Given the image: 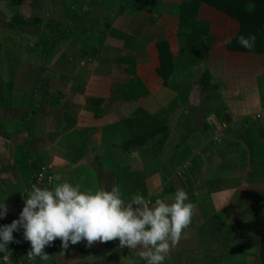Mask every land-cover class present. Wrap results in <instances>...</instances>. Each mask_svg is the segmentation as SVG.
Wrapping results in <instances>:
<instances>
[{
    "label": "crops",
    "instance_id": "1",
    "mask_svg": "<svg viewBox=\"0 0 264 264\" xmlns=\"http://www.w3.org/2000/svg\"><path fill=\"white\" fill-rule=\"evenodd\" d=\"M63 2L75 4L59 22L65 36L0 107V225L19 218L47 165L48 188L117 186L126 201L152 202L185 190L196 210L164 264H264V53L230 49L239 22L204 4L206 34L194 37L180 21L189 0ZM135 75L147 94L133 99ZM7 247L0 264H144L118 240L70 244L47 261L28 260V241Z\"/></svg>",
    "mask_w": 264,
    "mask_h": 264
},
{
    "label": "clouds",
    "instance_id": "2",
    "mask_svg": "<svg viewBox=\"0 0 264 264\" xmlns=\"http://www.w3.org/2000/svg\"><path fill=\"white\" fill-rule=\"evenodd\" d=\"M238 42L251 50L256 36L241 35ZM24 194L19 218L0 225V252L10 253L7 246L16 242L13 233L22 229L24 239L31 244L29 261H47L45 247L57 239L63 249L81 242L91 247L118 240L120 248L136 251L144 264H164L180 240L188 238L186 229L196 210L183 189H177L170 199L154 202L139 192L126 201L117 186L93 192L67 181L52 188L32 184ZM7 213L8 206L0 201V218Z\"/></svg>",
    "mask_w": 264,
    "mask_h": 264
},
{
    "label": "rangeland",
    "instance_id": "3",
    "mask_svg": "<svg viewBox=\"0 0 264 264\" xmlns=\"http://www.w3.org/2000/svg\"><path fill=\"white\" fill-rule=\"evenodd\" d=\"M69 5L75 6L63 0H0V107L9 105L17 76L23 82L21 87L29 86V76L40 77L41 47L49 39L50 29L62 35L64 31L59 22L66 23L64 10ZM17 17L22 21L13 22Z\"/></svg>",
    "mask_w": 264,
    "mask_h": 264
},
{
    "label": "trees",
    "instance_id": "4",
    "mask_svg": "<svg viewBox=\"0 0 264 264\" xmlns=\"http://www.w3.org/2000/svg\"><path fill=\"white\" fill-rule=\"evenodd\" d=\"M141 2L145 3V0H141ZM203 4L216 10L225 12L230 17L236 19L239 22L240 31L237 37L230 41L228 45L230 49L258 54L264 53V0H189L188 5L180 16V21L182 26L192 27L194 29V34H196L194 37L206 34V28L200 27L198 25L199 21H202L199 17V12ZM246 8L250 10H246ZM86 11V8H84L83 12ZM21 21L22 20L17 17L13 22L19 23ZM13 22H11V24H14ZM54 34L55 33L53 32L51 44L42 48V58L52 52L61 38L65 36L64 33H62V35ZM241 35L245 37L250 35L256 36V43L253 49H245L239 44L238 37ZM121 62L129 63L134 66L132 59L121 58ZM127 72L131 74L132 68L127 70ZM127 90L133 99L147 94V90L143 87L136 75L127 84ZM95 115L98 116V113ZM45 248L47 249L50 258L53 259L55 253L64 250L59 239L55 240L51 246H46ZM262 255L264 260V254Z\"/></svg>",
    "mask_w": 264,
    "mask_h": 264
},
{
    "label": "built area",
    "instance_id": "5",
    "mask_svg": "<svg viewBox=\"0 0 264 264\" xmlns=\"http://www.w3.org/2000/svg\"><path fill=\"white\" fill-rule=\"evenodd\" d=\"M220 131V127H216L215 133L218 134ZM215 140L218 141L217 137H215ZM54 181V176L53 173L50 171L49 166L47 165H41L39 166L35 172L34 175L30 181V183L27 186V189L25 190L28 191L31 188L32 184H36L37 186L44 188L50 186ZM24 196L23 194V206H24ZM26 242V240L23 237V230L21 229L17 235H16V242L11 243V248H17L21 245H23Z\"/></svg>",
    "mask_w": 264,
    "mask_h": 264
}]
</instances>
